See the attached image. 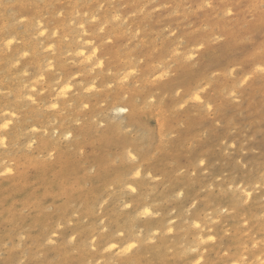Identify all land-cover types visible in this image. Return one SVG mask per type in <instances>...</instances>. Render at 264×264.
<instances>
[{
    "label": "rangeland",
    "instance_id": "1",
    "mask_svg": "<svg viewBox=\"0 0 264 264\" xmlns=\"http://www.w3.org/2000/svg\"><path fill=\"white\" fill-rule=\"evenodd\" d=\"M0 264H264V0H0Z\"/></svg>",
    "mask_w": 264,
    "mask_h": 264
},
{
    "label": "bare ground",
    "instance_id": "2",
    "mask_svg": "<svg viewBox=\"0 0 264 264\" xmlns=\"http://www.w3.org/2000/svg\"><path fill=\"white\" fill-rule=\"evenodd\" d=\"M125 108V107H124Z\"/></svg>",
    "mask_w": 264,
    "mask_h": 264
}]
</instances>
